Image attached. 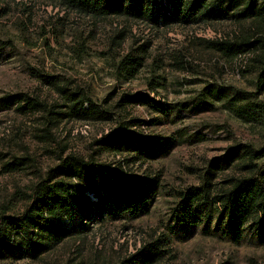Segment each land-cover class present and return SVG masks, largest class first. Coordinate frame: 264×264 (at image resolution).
Masks as SVG:
<instances>
[{"label": "rangeland", "instance_id": "374dc122", "mask_svg": "<svg viewBox=\"0 0 264 264\" xmlns=\"http://www.w3.org/2000/svg\"><path fill=\"white\" fill-rule=\"evenodd\" d=\"M249 36L264 39V31L231 21L156 27L83 15L59 0H0V97L22 93L43 106L0 110V230L6 217L26 212L36 184L68 155L121 166L157 184L148 214L97 218L73 234L49 225L38 231L48 251L32 258L3 249L0 264H138L153 248L160 251L153 264H264V239L246 233L234 243L203 225L177 229L171 220L178 193L202 185L213 159L264 148V122H245L225 100L203 95L208 86L231 95L256 91L254 54L230 60L209 48ZM126 57L141 60L132 78L119 69ZM74 91L94 107L85 103L84 113L68 116V92ZM125 95L142 102L125 103ZM255 98L264 102V93ZM96 110L107 114L101 118ZM120 124L142 136L152 155L96 144ZM262 161L264 149L254 163ZM247 162L215 170L211 194L251 176Z\"/></svg>", "mask_w": 264, "mask_h": 264}, {"label": "trees", "instance_id": "16d2710c", "mask_svg": "<svg viewBox=\"0 0 264 264\" xmlns=\"http://www.w3.org/2000/svg\"><path fill=\"white\" fill-rule=\"evenodd\" d=\"M68 8L95 18L124 17L154 26L197 24L204 21L252 22L264 31V0H59ZM209 48L230 60L238 55L254 54L252 71L256 73L253 86L256 91L236 90L232 95L224 90L208 86L203 91L218 100H225L230 110L245 122H264V102L256 99L264 93V39L253 36L233 42H210ZM140 59L126 57L119 69L134 77L141 68ZM125 103L142 102L137 95H125ZM72 105L70 114L79 115L85 103L94 104L81 93L68 92ZM17 107L22 112L39 110L43 106L37 100L22 93L0 97V110ZM163 112L165 107L160 106ZM158 110V109H157ZM94 112V111H91ZM87 113V112H86ZM106 116L107 111H95ZM168 113V112H167ZM142 136L120 124L96 140L101 147L115 153L127 152L148 156L141 141ZM155 147L156 142L152 143ZM264 149V148H263ZM263 149L231 151L223 158L213 159L204 174L202 185L180 191L174 203L171 220L176 228L203 225L207 232H217L240 243L246 233L264 239V161L254 160L263 156ZM154 151L153 153H155ZM262 154V155H261ZM152 155V154H150ZM246 158L251 176L235 179L221 194L212 195L210 176L215 170ZM157 187L153 179L131 176L109 163L86 161L74 155L60 158L57 167L50 170L46 180L36 184L26 212L17 217H6L0 230V251L20 250L25 256L37 258L48 251V245L40 240L38 231L51 225L61 232L73 234L87 231L88 222L109 217L117 220L136 217L150 212V203ZM23 246H18L19 243ZM14 244L17 246L14 247ZM3 250V251H4ZM138 264H153L159 250L146 251ZM132 262H130L131 264Z\"/></svg>", "mask_w": 264, "mask_h": 264}, {"label": "built area", "instance_id": "2783aa9c", "mask_svg": "<svg viewBox=\"0 0 264 264\" xmlns=\"http://www.w3.org/2000/svg\"><path fill=\"white\" fill-rule=\"evenodd\" d=\"M239 56L241 57L242 55H238V57H239ZM243 56H244V55H243Z\"/></svg>", "mask_w": 264, "mask_h": 264}]
</instances>
